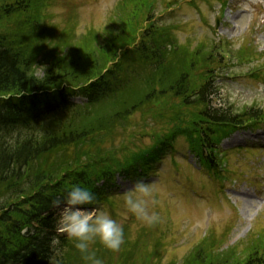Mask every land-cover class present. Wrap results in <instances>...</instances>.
<instances>
[{
  "label": "trees",
  "instance_id": "16d2710c",
  "mask_svg": "<svg viewBox=\"0 0 264 264\" xmlns=\"http://www.w3.org/2000/svg\"><path fill=\"white\" fill-rule=\"evenodd\" d=\"M157 1L120 0L100 30L76 35L48 25L37 0L31 13V0H0V264H87L59 233L54 201L71 185L95 193L96 203L82 207L110 203L117 175H155L178 136L221 181L215 145L264 118V108L213 105L215 73L227 65L220 45L209 39L192 49L171 26H150ZM229 54L242 63L256 52ZM76 95L86 102L73 104ZM136 114L147 146L126 130ZM225 238L210 230L180 264H264V230L232 245ZM158 246L153 233L132 240L124 229L119 251L92 249L103 264H160Z\"/></svg>",
  "mask_w": 264,
  "mask_h": 264
},
{
  "label": "rangeland",
  "instance_id": "374dc122",
  "mask_svg": "<svg viewBox=\"0 0 264 264\" xmlns=\"http://www.w3.org/2000/svg\"><path fill=\"white\" fill-rule=\"evenodd\" d=\"M37 1L41 5V18L44 17L48 25H56L59 29L68 25L76 35H82L91 28L100 30L118 0ZM189 1L177 0V6L169 11H165L164 5H161L156 11V19L159 25L178 26V42L193 47L200 40L213 36L210 27L214 28L221 8L219 3L196 0V9L189 5ZM31 2L29 13L38 10L36 0ZM221 15L218 29L215 31L218 37L232 42L234 49L243 43L254 41L255 45L264 51V0H228ZM237 71L236 79H218L214 103L231 104L235 107L253 102L263 103L264 78H249L246 66L237 68ZM72 102L78 105L85 100L75 97ZM141 120L140 114L135 115L131 121L132 127L129 125L126 129L128 132L137 133L133 142L139 147L150 143L149 137L141 130L144 128ZM251 133L241 131L221 146L222 150L235 147L250 150H243L241 156L235 153L230 156L229 169L237 174L238 184L226 186L223 194H226V200L224 196L217 197L213 194V181L199 170L197 162L187 153L186 145L181 139L174 143L173 156L166 153L157 162V178L156 175L127 179L117 176L112 189L113 193L126 194V197L137 180L144 183L154 182L150 188L155 203L150 207L158 214V223L148 225L139 220L128 211L124 203L125 197L113 204L116 213L114 219L126 229L128 237L133 240L143 230L148 234L153 233L157 240L160 237L159 240L163 243L159 254L160 264H169L172 261L179 264L208 230L213 229L219 234L230 222L234 223V226L227 243L233 244L243 239L249 230H252L251 225L254 226L256 219L260 218L255 224H260L261 218L264 219V130ZM130 140L131 138L125 135L123 144ZM120 141L122 138L117 140ZM173 159L178 162V168L173 165ZM238 174H243L245 180L240 181ZM193 190L196 193H193ZM99 211H107L113 218L109 206H101ZM262 222L264 226V220Z\"/></svg>",
  "mask_w": 264,
  "mask_h": 264
},
{
  "label": "clouds",
  "instance_id": "9594fccd",
  "mask_svg": "<svg viewBox=\"0 0 264 264\" xmlns=\"http://www.w3.org/2000/svg\"><path fill=\"white\" fill-rule=\"evenodd\" d=\"M94 203L96 196L93 191L88 187L73 184L63 199L54 201V206L59 209V230L73 242L74 248L87 264H103L92 245L98 242L105 249L117 252L124 243V229L107 211L89 215L88 210L82 207ZM124 203L128 211L142 222L148 225L158 222V214L150 207L155 203L152 189L142 180L135 182ZM53 242L59 244V240Z\"/></svg>",
  "mask_w": 264,
  "mask_h": 264
}]
</instances>
